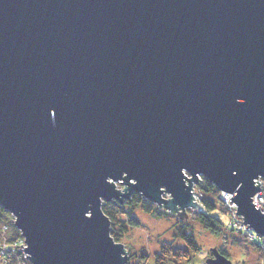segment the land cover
<instances>
[{"label": "water", "instance_id": "obj_1", "mask_svg": "<svg viewBox=\"0 0 264 264\" xmlns=\"http://www.w3.org/2000/svg\"><path fill=\"white\" fill-rule=\"evenodd\" d=\"M201 177L264 237V0H0V207L30 264H126L102 204L187 219Z\"/></svg>", "mask_w": 264, "mask_h": 264}, {"label": "trees", "instance_id": "obj_2", "mask_svg": "<svg viewBox=\"0 0 264 264\" xmlns=\"http://www.w3.org/2000/svg\"><path fill=\"white\" fill-rule=\"evenodd\" d=\"M193 192L194 194H196V192H200L201 194L200 205L202 206V210L196 212L195 217L205 230L217 237L225 235L234 244L242 245L248 242L245 236H242L234 230L228 229L224 226L223 222L215 217V214L226 215L227 212L225 206L222 205L219 200V191L214 185L208 183L201 177L198 184L194 186ZM136 208L141 209L143 213H147L153 217L167 215L165 211L161 210L162 208L153 205L139 194H133L130 200H124L122 203L116 201H112V203H103L101 209L110 221L109 232L114 241L120 242L121 237H123L130 228H135L138 225V221L134 216ZM4 227L6 228L5 236L8 237L10 243L21 237L20 232L15 225H13L12 216L0 207V234L3 232ZM176 237L184 243L185 247H175L172 242H162L157 253L154 254V264H168L169 261L179 262L180 260L190 262L191 257L201 252L187 225H181L177 228ZM251 245L255 250L261 251L254 243H251ZM217 250L221 255L229 259V253L226 250ZM125 251L127 253L126 249ZM127 255L128 261L126 264H131L130 261L134 258H137L140 262L146 261V256L144 254L129 255L127 253Z\"/></svg>", "mask_w": 264, "mask_h": 264}, {"label": "rangeland", "instance_id": "obj_3", "mask_svg": "<svg viewBox=\"0 0 264 264\" xmlns=\"http://www.w3.org/2000/svg\"><path fill=\"white\" fill-rule=\"evenodd\" d=\"M116 187L122 189V186L118 183H116ZM194 196L199 203L200 192H196ZM161 210L165 211L167 215L153 217L143 213L139 208L134 211L138 225L135 228H130L121 237L120 242L125 246L129 255L144 254L146 261L140 262V260L134 258L131 259V264H154V254L157 253L162 242H172L175 247H185L184 243L176 237L177 228L181 225L188 226L201 252L191 257L190 262L180 260L179 262L169 261L168 264H205L204 259L209 255L212 248L226 250L232 264H264V252L262 250H255L248 240V242L240 245L232 243L225 235H222V237L211 235L198 223L195 217L196 211L193 209L186 210L187 219L176 217L165 209ZM215 217L224 224L229 221V217L224 214H215Z\"/></svg>", "mask_w": 264, "mask_h": 264}, {"label": "built area", "instance_id": "obj_4", "mask_svg": "<svg viewBox=\"0 0 264 264\" xmlns=\"http://www.w3.org/2000/svg\"><path fill=\"white\" fill-rule=\"evenodd\" d=\"M257 182L260 183V189L252 198V203L264 215V179L259 178ZM218 195L220 202L225 206L226 215L229 217V221L224 226L244 235L249 242L254 243L264 252V237L247 228L243 224L242 218L235 214L237 206L231 201L232 195L224 192H219ZM5 229L4 227L0 234V264H30L28 257H25L26 253L22 251V246L26 248L24 238L21 236L10 243L8 237L5 236Z\"/></svg>", "mask_w": 264, "mask_h": 264}, {"label": "flooded vegetation", "instance_id": "obj_5", "mask_svg": "<svg viewBox=\"0 0 264 264\" xmlns=\"http://www.w3.org/2000/svg\"><path fill=\"white\" fill-rule=\"evenodd\" d=\"M208 257V256H207Z\"/></svg>", "mask_w": 264, "mask_h": 264}]
</instances>
